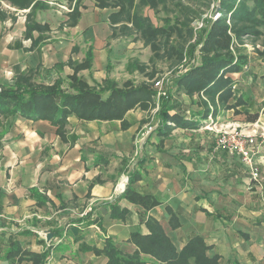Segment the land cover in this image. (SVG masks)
<instances>
[{"label": "crops", "instance_id": "0c3cea01", "mask_svg": "<svg viewBox=\"0 0 264 264\" xmlns=\"http://www.w3.org/2000/svg\"><path fill=\"white\" fill-rule=\"evenodd\" d=\"M78 4L80 16L70 28L83 19L84 7L97 8L94 0ZM104 10L109 26L111 10ZM17 28L23 39L0 36V70L10 68L12 73L10 81L0 75V85H12L18 75L33 76L41 69L49 81L37 83L49 84L59 77L62 87L68 88L67 78L73 73L68 62L81 63L89 49L91 67L77 76L89 75L91 79H82L90 86L111 77L105 71L111 56L107 38L89 37L83 52L79 42L71 44L66 56L50 65L48 56L24 52L22 44L27 40L32 47L36 36L44 41L47 32L24 37L25 20ZM235 45L239 46L234 40L230 49L237 59ZM259 51L247 53L241 69L223 73L229 83L207 93L183 94L173 76L169 115L175 119L162 131L145 133L148 118L152 116L154 123L159 119L154 97L121 119L70 114L60 132L49 120L0 115V240L29 230L36 236L25 237L22 248L36 253L49 249V264H105V257L93 247L102 248L109 238L122 252L132 253L136 247L128 242L130 234H147L146 221L153 219L177 249L199 236L210 246L208 255L219 256V264H264V140L258 135L253 146L252 169L258 176L252 179L240 156L217 147L216 134L203 128L208 123L214 129H264V44ZM50 55V61L57 59L56 53ZM123 177L124 191L117 192ZM126 192L146 195V205L156 204L146 208L127 198ZM12 222L19 226L16 230L8 227ZM39 232H52V237L44 240ZM5 251L3 246L0 264H11L5 261ZM141 257L156 264L148 255Z\"/></svg>", "mask_w": 264, "mask_h": 264}, {"label": "trees", "instance_id": "16d2710c", "mask_svg": "<svg viewBox=\"0 0 264 264\" xmlns=\"http://www.w3.org/2000/svg\"><path fill=\"white\" fill-rule=\"evenodd\" d=\"M1 1L16 10H29L25 14L24 37L31 38L34 31L43 33L48 30V25L40 24L34 19L35 11L38 9L37 0H0V22H3L10 12L3 9ZM94 1L97 8L112 10L108 15L112 34L114 31L124 35L134 32L142 44L149 47L152 53L149 61L152 62L155 57L182 63L184 54L195 60L186 72L173 77L177 91L184 90V93L189 95L200 91L207 93L229 83V78L222 75L227 70H239L246 63V55L242 53L241 48L245 39H251L253 44L260 40L261 44H264V0H220L222 17L213 22L208 30L195 37L194 42H191L194 34L190 27L193 11L183 3L194 0ZM209 2L210 0L207 6ZM78 3L79 0H76L68 14L66 25L69 27L77 24L80 16ZM171 5L173 9L170 8ZM144 8L153 10L155 14L163 10L166 16L162 19V24L154 25L151 19L142 13ZM227 13H230L229 23H226ZM10 18L15 20L14 13ZM234 40L239 45L234 46L237 55L235 63L234 54L230 49L234 45ZM91 60L92 53L89 49L81 63L68 62L73 69V73L67 78L69 90L62 87L63 78L57 77L51 83L43 84L35 82L28 74L18 75L12 85H0V115L10 119L20 116L29 120H49L58 126L59 130L70 114L85 119H121L126 111L137 104L146 105L145 102L154 97L155 92L150 88L134 86L123 89L110 78H105L101 84L90 86L77 76V73L89 69ZM134 69L145 72L146 65L137 63ZM153 74L145 73L150 77ZM170 85L166 90V97H162L159 106L161 124L156 128L158 131L166 130L169 127L166 122L175 119V115H169ZM132 177L130 174L129 181ZM126 196L146 208L156 204L152 201L146 205L149 202L148 196L136 192L127 193ZM40 202L42 204L43 201ZM175 225L171 219V226ZM146 226L149 231L147 234L139 232L130 234L128 242L136 247L132 253L122 252L109 238L104 241L102 248L92 249L105 257V264H147L141 254L150 256L156 264H219V256L208 255L210 246L201 237L193 236L181 249H177L157 221L149 219ZM28 236L36 234L23 230L9 233L5 236L6 241L0 240V253L2 247H6L5 261L12 262L11 264L15 261L47 264L49 249L36 253L22 248V242Z\"/></svg>", "mask_w": 264, "mask_h": 264}, {"label": "rangeland", "instance_id": "374dc122", "mask_svg": "<svg viewBox=\"0 0 264 264\" xmlns=\"http://www.w3.org/2000/svg\"><path fill=\"white\" fill-rule=\"evenodd\" d=\"M207 2L208 0L183 1L184 4L191 7V10L193 11L191 14L192 17L205 10ZM37 4L38 9L35 11L34 19L37 22L48 24L49 29L46 31L47 33L43 34V36H46L44 41H42L43 39L40 38V35L36 36V43L32 45V47H30L31 43L29 41L24 40L22 42L24 45L23 50L24 52L26 50L30 52L33 51L32 54H37L39 57L41 54L48 56L46 60L50 65L55 63L54 60L64 58L71 44H77V42H79V51L83 52L88 47L87 42L90 38L97 36L99 39H102L105 37L107 38L108 45L111 46V56L105 70L106 73L111 76L109 78L114 80L117 83V86L123 89L134 86H143L150 88L155 92L154 82L157 79L163 78L169 82L173 76H178L184 73L185 68H189L188 66L193 63L192 59L188 57L187 54H184L183 58L185 60L183 59L184 61H182V63L155 57L152 62L149 61L152 53L149 47L142 44L136 33L129 32L128 34L125 33V35L119 34L118 31H114V34L111 33L112 31L105 21L107 11L104 9L84 7V10H81L83 12V19L75 28H70L65 25L67 12H69L70 8V0H37ZM1 6L4 10L10 13H8L9 16L5 22H0V36L9 41H13L15 38L23 39V31L18 30L17 26L21 29L22 23H24L25 20V11L20 10L15 14L16 10L8 6L6 3H1ZM170 8L173 9L174 7L171 5ZM12 13H14L15 16L14 22L9 20L11 19L10 16ZM142 13L148 16L154 25H161L162 19L166 16V13L163 10L155 14L153 10L148 8H144ZM199 35L200 34L198 33L197 37ZM241 48H243L242 53L245 55L252 52V50L258 54L261 49V41L253 44L251 39H245ZM51 53H56L57 59L50 61ZM29 55L31 54L27 53L26 56ZM20 60H23V58L20 57ZM137 63L146 65L145 72H139L134 69V66ZM9 69L10 68L0 70V75L3 80L10 81L9 79L11 78L12 73ZM54 69L56 70L55 72H57L58 68L55 67ZM40 70L41 69L32 72L34 81L48 82L49 76H45ZM55 72L53 74H55ZM152 72L154 73L152 77L145 75V73L151 74ZM57 73L64 77L63 73ZM83 77L87 80L91 79L89 75H84ZM1 78L0 82H2ZM4 83L7 82L5 81ZM181 92L185 94L184 90ZM161 102L162 100L160 103ZM149 107L152 106L149 105ZM151 117L150 119L148 118V120L149 124L153 125L154 122L151 120ZM209 122L211 123L212 121ZM8 227L12 228V230H16L19 226L12 222L9 223ZM23 263H25V261H23Z\"/></svg>", "mask_w": 264, "mask_h": 264}, {"label": "built area", "instance_id": "2783aa9c", "mask_svg": "<svg viewBox=\"0 0 264 264\" xmlns=\"http://www.w3.org/2000/svg\"><path fill=\"white\" fill-rule=\"evenodd\" d=\"M239 1V0H237ZM223 15V12L220 7V0H210L208 6L205 10L201 11L198 15L193 17L190 21V26L192 28L194 37L191 42H194L195 37H197V34H201L202 32L209 29L211 24L221 18ZM229 17L230 13L226 14V23H229ZM198 53L196 52V55ZM198 56V55H197ZM185 60V59H184ZM183 60V61H184ZM193 63L195 60H192ZM236 62V59L234 58V62ZM192 63V64H193ZM189 67V66H188ZM188 68H185V71ZM170 81L164 80L163 78L157 79L154 82V89H155V106L154 110L158 111L160 106V101L162 97H166L167 95V89L169 88ZM211 121V120H210ZM161 124V120L157 119L155 120V123L153 125H148L145 129V133L148 134L155 130L158 125ZM167 125H170V122H166ZM204 129L213 131L215 136V144L217 147L226 150L230 154H238L242 160V162L247 165L250 168V177L252 179H256L258 176V173L256 170L252 169L253 164V146L255 144V140L257 136L259 135L260 138L264 140V129H261V132H257L256 128L253 127L251 130H244V129H238V128H219L214 129L212 125L206 123L203 126ZM127 183V178L123 177L119 184H117V188L115 191L117 192H123L125 185ZM90 208H88V211ZM85 213V212H84ZM39 234L43 237L45 240L46 238V232H39ZM47 264H49V259L47 261Z\"/></svg>", "mask_w": 264, "mask_h": 264}, {"label": "water", "instance_id": "95a60500", "mask_svg": "<svg viewBox=\"0 0 264 264\" xmlns=\"http://www.w3.org/2000/svg\"><path fill=\"white\" fill-rule=\"evenodd\" d=\"M51 237H52V234L51 233H46V240L47 241H49Z\"/></svg>", "mask_w": 264, "mask_h": 264}]
</instances>
